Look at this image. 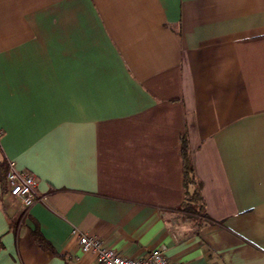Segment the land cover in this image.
Returning a JSON list of instances; mask_svg holds the SVG:
<instances>
[{
    "label": "crops",
    "instance_id": "crops-1",
    "mask_svg": "<svg viewBox=\"0 0 264 264\" xmlns=\"http://www.w3.org/2000/svg\"><path fill=\"white\" fill-rule=\"evenodd\" d=\"M0 133L44 198L0 182V264H264V0H0Z\"/></svg>",
    "mask_w": 264,
    "mask_h": 264
},
{
    "label": "built area",
    "instance_id": "built-area-1",
    "mask_svg": "<svg viewBox=\"0 0 264 264\" xmlns=\"http://www.w3.org/2000/svg\"><path fill=\"white\" fill-rule=\"evenodd\" d=\"M3 195L14 204H18L26 209L44 200V198L38 196L36 193L34 177L27 172L17 171L14 163L11 161H8L6 189ZM72 233L76 234L75 231ZM77 237L81 253L95 254L99 264H177L165 255L164 248L153 249L141 258H130L120 256L116 251L102 247L97 238L84 234H77Z\"/></svg>",
    "mask_w": 264,
    "mask_h": 264
},
{
    "label": "trees",
    "instance_id": "trees-1",
    "mask_svg": "<svg viewBox=\"0 0 264 264\" xmlns=\"http://www.w3.org/2000/svg\"><path fill=\"white\" fill-rule=\"evenodd\" d=\"M182 159H183V185H184V201L177 209L188 219L194 218H206L204 209V201L201 194L200 183L195 177L193 167L190 161V153L187 144V140L183 137L181 147ZM8 172V161L3 157L0 160V182L2 194L6 189V175ZM37 240L42 243L40 238Z\"/></svg>",
    "mask_w": 264,
    "mask_h": 264
}]
</instances>
